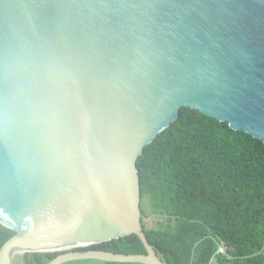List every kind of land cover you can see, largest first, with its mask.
<instances>
[{"label":"water","instance_id":"1","mask_svg":"<svg viewBox=\"0 0 264 264\" xmlns=\"http://www.w3.org/2000/svg\"><path fill=\"white\" fill-rule=\"evenodd\" d=\"M182 108L264 144V0H0V264H163L136 163Z\"/></svg>","mask_w":264,"mask_h":264},{"label":"trees","instance_id":"2","mask_svg":"<svg viewBox=\"0 0 264 264\" xmlns=\"http://www.w3.org/2000/svg\"><path fill=\"white\" fill-rule=\"evenodd\" d=\"M136 166L141 200L147 198L153 214L164 217L159 228H147L141 201L144 237L163 264H264L263 143L182 108ZM15 235L0 224V249ZM218 244L230 260L216 255ZM76 250L145 254L134 235ZM60 254H23L17 264H48Z\"/></svg>","mask_w":264,"mask_h":264},{"label":"rangeland","instance_id":"3","mask_svg":"<svg viewBox=\"0 0 264 264\" xmlns=\"http://www.w3.org/2000/svg\"><path fill=\"white\" fill-rule=\"evenodd\" d=\"M141 201H142V210L144 212L143 223L147 228L157 229V228H159L160 225L165 223L164 217L153 214L147 198H144ZM17 256L18 255H15L12 258L11 264H17L18 263L20 258H18ZM76 262H78V261H76ZM93 262L91 264H93Z\"/></svg>","mask_w":264,"mask_h":264},{"label":"built area","instance_id":"4","mask_svg":"<svg viewBox=\"0 0 264 264\" xmlns=\"http://www.w3.org/2000/svg\"><path fill=\"white\" fill-rule=\"evenodd\" d=\"M216 255L225 256L229 260L231 259V257L227 254V249L223 245H217Z\"/></svg>","mask_w":264,"mask_h":264},{"label":"bare ground","instance_id":"5","mask_svg":"<svg viewBox=\"0 0 264 264\" xmlns=\"http://www.w3.org/2000/svg\"><path fill=\"white\" fill-rule=\"evenodd\" d=\"M22 252V249L21 248H17V247H15V252H14V254H19V253H21Z\"/></svg>","mask_w":264,"mask_h":264}]
</instances>
